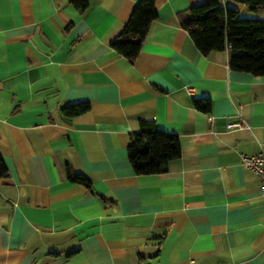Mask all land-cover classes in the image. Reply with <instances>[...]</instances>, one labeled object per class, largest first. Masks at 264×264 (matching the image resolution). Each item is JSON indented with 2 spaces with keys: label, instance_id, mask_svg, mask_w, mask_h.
<instances>
[{
  "label": "crops",
  "instance_id": "1",
  "mask_svg": "<svg viewBox=\"0 0 264 264\" xmlns=\"http://www.w3.org/2000/svg\"><path fill=\"white\" fill-rule=\"evenodd\" d=\"M88 1L0 0V264H264V196L240 157L264 149V74L197 48L179 18L206 0H155L132 60L111 42L137 0ZM141 119L179 138L163 172L128 160Z\"/></svg>",
  "mask_w": 264,
  "mask_h": 264
},
{
  "label": "trees",
  "instance_id": "2",
  "mask_svg": "<svg viewBox=\"0 0 264 264\" xmlns=\"http://www.w3.org/2000/svg\"><path fill=\"white\" fill-rule=\"evenodd\" d=\"M251 8L264 6V0H244ZM79 11L87 8L88 0H71ZM157 16L155 0H137L122 29L112 40L117 52L132 60L141 48L151 21ZM179 23L191 36L202 53L228 48V66L233 70L255 75L264 74V18L239 17L232 7H223L219 0H206L181 12ZM194 105L203 111L210 107L208 99H194ZM89 109V103L79 101L62 106L65 116H73ZM180 154V141L175 133L157 129L151 121L141 119L139 128L130 135L127 145L128 160L135 173H159L168 162ZM67 177L90 187L82 174L65 169ZM8 174L0 155V177Z\"/></svg>",
  "mask_w": 264,
  "mask_h": 264
},
{
  "label": "built area",
  "instance_id": "3",
  "mask_svg": "<svg viewBox=\"0 0 264 264\" xmlns=\"http://www.w3.org/2000/svg\"><path fill=\"white\" fill-rule=\"evenodd\" d=\"M211 119V117H209ZM243 121H231L226 123V127L239 128L243 127ZM241 162L255 172L260 180V192L264 196V149L260 148L255 154L241 153Z\"/></svg>",
  "mask_w": 264,
  "mask_h": 264
}]
</instances>
